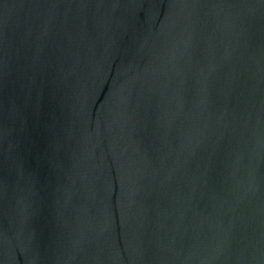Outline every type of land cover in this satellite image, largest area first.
Listing matches in <instances>:
<instances>
[{
	"label": "water",
	"instance_id": "obj_1",
	"mask_svg": "<svg viewBox=\"0 0 264 264\" xmlns=\"http://www.w3.org/2000/svg\"><path fill=\"white\" fill-rule=\"evenodd\" d=\"M0 264H264V0H0Z\"/></svg>",
	"mask_w": 264,
	"mask_h": 264
}]
</instances>
